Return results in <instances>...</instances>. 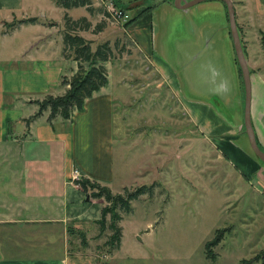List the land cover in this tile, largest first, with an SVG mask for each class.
I'll return each instance as SVG.
<instances>
[{"label": "rangeland", "instance_id": "1", "mask_svg": "<svg viewBox=\"0 0 264 264\" xmlns=\"http://www.w3.org/2000/svg\"><path fill=\"white\" fill-rule=\"evenodd\" d=\"M169 1L170 7L159 6L158 0H93L91 14L84 6L67 9L72 17L86 15L92 21L91 28L79 33L93 39V45L108 39L113 46L118 39L121 47L116 46L115 56L104 62L107 78L111 69L121 91L114 119V176L119 181L112 190L121 192L123 187L133 189L142 183L152 188V192L131 201L130 212L117 208L121 215L118 223L122 224V252L145 256L156 264H264V192L256 183H250L211 136L190 119L150 56L139 50L125 30L126 20L110 15L112 9L121 7L130 18L137 11H133V6L155 4L157 50L164 58L174 59V63L170 62L182 77L179 81L186 83L184 76H188L197 83L186 93L211 100L216 96L210 94L213 69L227 68L231 80L227 91L219 95L223 102L217 97L210 102L228 120L240 119L244 85L237 60V78L234 74L228 45L231 39L220 27L223 20L227 24L224 1L202 0L187 8ZM232 1L249 71L264 80V15L252 13L247 0ZM63 11L59 6L49 13L52 17L41 19L50 26L49 32L41 23L22 27L13 34L11 28L7 33L0 31V60L5 59L8 50L12 54L26 37L33 35V42L46 41L51 48L59 46L61 52ZM51 20L56 23L49 25ZM202 21L217 27L211 42L205 35H198L196 25ZM97 23L103 28L92 30ZM122 80L125 84H121ZM59 85L52 93L34 97L33 102L39 107L38 102H43L46 94L61 95L70 87L67 83ZM81 188L91 200V190ZM94 201L106 204L103 198ZM97 232L96 225V230L89 233ZM108 235L107 229L93 242L101 246ZM215 237L219 242L205 252V243ZM92 249L101 253L106 252L107 246Z\"/></svg>", "mask_w": 264, "mask_h": 264}, {"label": "crops", "instance_id": "2", "mask_svg": "<svg viewBox=\"0 0 264 264\" xmlns=\"http://www.w3.org/2000/svg\"><path fill=\"white\" fill-rule=\"evenodd\" d=\"M158 1L159 6H172L169 0ZM247 1L252 13L264 15V0ZM57 7L55 0H0V31L7 33L10 28L5 30V24L14 19L37 16L40 22H21L10 29L11 34L41 23V19L52 17L48 15ZM133 7L137 10L134 15L143 12L124 28L139 50L150 56L190 119L211 136L250 183H256L264 192V162L250 147L243 127V108L242 117L230 121L210 102L217 98L223 102L219 95L228 89V69H213L210 94L217 98L189 97L186 90L196 88V81L188 76H184L186 83L179 81L182 77L171 64L174 59L164 58L156 48L155 4ZM225 15L227 24L223 20L220 27L231 39L228 45L236 77L227 9ZM208 25L199 22L196 30L211 42L217 27L210 25L213 30ZM45 28L49 32L50 26ZM31 38L26 37L19 48L12 54L8 50L5 59L0 60V264H156L145 256L123 254L121 245L110 254L94 251L96 234L89 232L96 230L94 220L100 217L104 203H95L100 200L97 197L86 199L81 186L70 179L72 169L77 167L82 177L96 179L111 189L119 181L114 176V119L121 91L114 73L108 70L107 82L84 100L82 109L75 110L70 120L58 115L49 120L45 110L32 117L38 110L33 98L56 90L66 69L75 70L76 61L64 58L59 46L51 48L46 41L33 42ZM216 39L219 42V36ZM250 80L251 122L258 145L264 150V80L255 73H250ZM237 102L241 105L240 100ZM68 228L86 233L90 251L74 250L78 240L68 234Z\"/></svg>", "mask_w": 264, "mask_h": 264}, {"label": "trees", "instance_id": "3", "mask_svg": "<svg viewBox=\"0 0 264 264\" xmlns=\"http://www.w3.org/2000/svg\"><path fill=\"white\" fill-rule=\"evenodd\" d=\"M56 5L63 8V27L61 29V54L66 59L76 61L75 70L67 68L66 73L62 75L60 82L69 84V88L61 95L46 94L43 102H38V110L32 115L35 117L42 113L48 107V119L51 120L55 116H60L63 119L70 120L75 110H81L84 100L89 97L92 92L107 82L106 68L104 62L115 56L114 48L118 46V39L114 41V45L110 44L108 39L93 45V39L85 37L79 33V30H88L92 27V21L86 16L72 17L67 9L74 6H84L88 13H93V0H55ZM121 8V7H120ZM122 9V8H121ZM110 14L109 11H106ZM143 10L123 22L125 25L132 22ZM111 15V14H110ZM109 16V15H108ZM40 22L37 16L15 19L6 22V29L21 22ZM42 23V22H41ZM56 22L51 20L49 25ZM44 24V23H42ZM101 23L95 24L92 30H101ZM122 46V45H121ZM120 47V45L118 46ZM121 48V47H120ZM67 75V76H66ZM59 82V83H60ZM244 127V126H243ZM79 185L84 189H90L88 196L103 198L106 204L103 205L101 216L94 220L97 225V234L93 239L100 238L108 229L110 235L103 241L101 246L96 245V249L106 247L104 254H110L114 249H118L121 245L122 224L118 223L121 215L117 212V208L124 212H130L132 209L131 201L136 199L140 194L152 192L151 186L142 183L133 189L123 187V190L114 192L108 185L88 177H83L79 180ZM88 192V191H87ZM86 199H89L86 196ZM109 214V216H107ZM68 234L75 236L78 240L75 251H90L91 244L87 239L86 233L83 230L68 228ZM217 237L205 243V252L208 253V248L217 243ZM219 242V241H218ZM100 254V253H99ZM103 256V255H102ZM209 257L208 255H206ZM214 259V258H213Z\"/></svg>", "mask_w": 264, "mask_h": 264}, {"label": "water", "instance_id": "4", "mask_svg": "<svg viewBox=\"0 0 264 264\" xmlns=\"http://www.w3.org/2000/svg\"><path fill=\"white\" fill-rule=\"evenodd\" d=\"M202 0H174L173 3L179 8L189 7ZM228 15L229 28L232 36L234 51L236 55V60L241 70L243 85H244V105H243V124L244 130L247 134L250 147L253 152L264 162V150L258 145L256 140L254 128L251 122L250 116V100H251V80L250 71L244 54V50L241 45V40L237 28L236 16L234 3L232 0H223Z\"/></svg>", "mask_w": 264, "mask_h": 264}, {"label": "built area", "instance_id": "5", "mask_svg": "<svg viewBox=\"0 0 264 264\" xmlns=\"http://www.w3.org/2000/svg\"><path fill=\"white\" fill-rule=\"evenodd\" d=\"M111 15L115 17L116 19H121L122 21H125L129 19V15L127 12L123 11L122 9H112L111 10ZM83 178L81 173L79 172L77 167H74L70 173V179L71 181L78 185L80 182L79 180Z\"/></svg>", "mask_w": 264, "mask_h": 264}]
</instances>
